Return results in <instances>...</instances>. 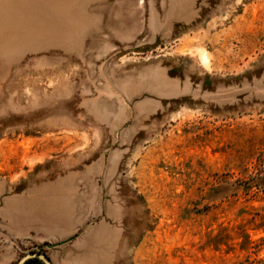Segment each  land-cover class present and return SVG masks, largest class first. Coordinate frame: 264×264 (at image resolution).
Returning a JSON list of instances; mask_svg holds the SVG:
<instances>
[{
	"label": "rangeland",
	"instance_id": "1",
	"mask_svg": "<svg viewBox=\"0 0 264 264\" xmlns=\"http://www.w3.org/2000/svg\"><path fill=\"white\" fill-rule=\"evenodd\" d=\"M31 253L264 264V0H0V264Z\"/></svg>",
	"mask_w": 264,
	"mask_h": 264
},
{
	"label": "water",
	"instance_id": "2",
	"mask_svg": "<svg viewBox=\"0 0 264 264\" xmlns=\"http://www.w3.org/2000/svg\"><path fill=\"white\" fill-rule=\"evenodd\" d=\"M39 258L41 259L45 264H51L50 260L48 259V257L44 254H40V253H31L29 255H27L26 257H24L21 262L19 264H25V262L28 260V259H31V258Z\"/></svg>",
	"mask_w": 264,
	"mask_h": 264
},
{
	"label": "trees",
	"instance_id": "3",
	"mask_svg": "<svg viewBox=\"0 0 264 264\" xmlns=\"http://www.w3.org/2000/svg\"><path fill=\"white\" fill-rule=\"evenodd\" d=\"M25 264H45V263L41 259L35 257L27 260Z\"/></svg>",
	"mask_w": 264,
	"mask_h": 264
}]
</instances>
